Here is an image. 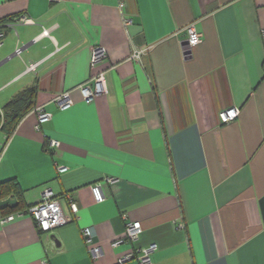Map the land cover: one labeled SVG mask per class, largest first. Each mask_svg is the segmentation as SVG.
Segmentation results:
<instances>
[{"label": "crops", "instance_id": "obj_1", "mask_svg": "<svg viewBox=\"0 0 264 264\" xmlns=\"http://www.w3.org/2000/svg\"><path fill=\"white\" fill-rule=\"evenodd\" d=\"M0 23V114L35 90L13 132L0 128V184L16 180L29 207L50 188L70 219L44 232L15 210L0 264H142L153 243L149 264H264V0H0ZM99 72L105 91L87 101ZM38 106L52 118L39 124ZM130 221L139 237L114 245Z\"/></svg>", "mask_w": 264, "mask_h": 264}, {"label": "built area", "instance_id": "obj_2", "mask_svg": "<svg viewBox=\"0 0 264 264\" xmlns=\"http://www.w3.org/2000/svg\"><path fill=\"white\" fill-rule=\"evenodd\" d=\"M15 21L21 23L32 22L31 19H28L25 16L19 17ZM188 33H189L188 41L191 46L199 44L201 42V34L195 29L193 25H190L188 27ZM2 37H3V33L1 31V25H0V47L3 44ZM20 51L21 49L19 48L17 50V53H20ZM140 55L141 52H135L132 57L138 58L140 57ZM106 57H107V51L104 47L102 46L94 47L92 53V66L95 67L96 65L101 63ZM36 65H37L36 63H33L31 67H35ZM80 89L82 91L85 100L87 101L94 100L97 96L103 94V92L105 91L104 73L103 72L97 73L88 82L81 85ZM55 101L62 110L71 107L73 102L68 92H63L58 94L55 97ZM35 111L38 114L39 124L46 122L52 118V114L46 111V109H44L42 106H38L35 109ZM239 114H240V109L238 107H231L220 113V119L223 123H229L235 120L239 116ZM0 128H1V123H0ZM56 144H58L56 140H53L50 143V145L53 147ZM64 170H66L65 167L60 168V171H64ZM92 193L96 201L98 202L103 201L104 196L102 193V189L99 185H94L92 187ZM71 208L74 213H77L79 211V206L72 197H71ZM28 213L34 219L39 229L44 232H51L57 227L62 226L70 221V219L64 215L61 205L55 195V192L50 188H46L43 190L41 199L28 208ZM15 217H16L15 213H10L5 216H0V225L12 221ZM141 232H142L141 222L139 221L127 222L125 237H121L117 239L114 242V245H117L126 240H136ZM83 234L85 236L86 244L89 247V251L92 257L94 259H97L102 249L100 245L95 243L94 229H92L91 227H87L83 229ZM155 249H157L156 243H153L149 247L144 248L142 250L143 252L142 255L138 257L140 262L142 264L151 263V253ZM133 256H135L134 253L128 254L125 256V259L131 258Z\"/></svg>", "mask_w": 264, "mask_h": 264}, {"label": "trees", "instance_id": "obj_3", "mask_svg": "<svg viewBox=\"0 0 264 264\" xmlns=\"http://www.w3.org/2000/svg\"><path fill=\"white\" fill-rule=\"evenodd\" d=\"M2 25V23H0ZM35 90L31 88L12 99L0 114L1 129L11 134L21 118L34 107ZM5 196H11L18 200L17 206L4 205V213H12L17 209H28L29 205H24V193L16 180L10 179L0 184V202Z\"/></svg>", "mask_w": 264, "mask_h": 264}, {"label": "water", "instance_id": "obj_4", "mask_svg": "<svg viewBox=\"0 0 264 264\" xmlns=\"http://www.w3.org/2000/svg\"><path fill=\"white\" fill-rule=\"evenodd\" d=\"M0 64H1V62H0ZM16 202H17V199L16 198H7V199H5V200H2L1 201V205H3V204H16Z\"/></svg>", "mask_w": 264, "mask_h": 264}]
</instances>
